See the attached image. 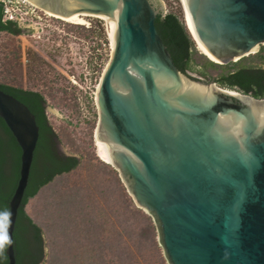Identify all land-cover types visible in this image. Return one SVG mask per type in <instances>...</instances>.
Returning a JSON list of instances; mask_svg holds the SVG:
<instances>
[{
  "label": "water",
  "instance_id": "water-1",
  "mask_svg": "<svg viewBox=\"0 0 264 264\" xmlns=\"http://www.w3.org/2000/svg\"><path fill=\"white\" fill-rule=\"evenodd\" d=\"M28 1L52 15L103 20L114 48L96 91L101 155L153 217L168 264H264V98L180 70L155 26L161 0ZM182 3L215 62L264 45V0ZM0 117L21 149L6 224L7 264H16L14 231L39 125L28 105L2 89Z\"/></svg>",
  "mask_w": 264,
  "mask_h": 264
},
{
  "label": "trees",
  "instance_id": "trees-1",
  "mask_svg": "<svg viewBox=\"0 0 264 264\" xmlns=\"http://www.w3.org/2000/svg\"><path fill=\"white\" fill-rule=\"evenodd\" d=\"M3 15L4 8L0 5V32L20 34L22 30L18 22H4ZM51 20L66 25L68 30H76L86 42H96L95 45L91 43L92 52L95 47L102 48L103 43L109 40L103 20L99 18H96L91 26L70 23L56 17ZM155 26L180 70L195 71L222 87L264 98V46L258 52L235 62L220 64L199 52L180 12L169 11L164 14L160 10L156 15ZM29 52L32 63L44 61L37 52L31 49ZM20 55L18 46L13 50L12 60L19 66ZM108 56L103 52L92 54L89 61L91 75L100 71ZM12 81L9 78L0 80V89L28 105L40 128L37 154L14 231L16 264H41L47 247H50L52 252L56 247L67 248L76 257V264H168L156 240L157 228L153 217L135 205L133 199L123 191L125 187L118 178V171L97 156V153L94 158L98 165L110 168L117 176L122 195L117 197L109 208L100 206L95 215L84 210V226H76V216L71 212L67 214L66 211L74 207L76 200L80 201L79 188L62 189L56 186L55 181L76 170L82 161L76 157H66L63 161L55 155L52 140L55 131L44 106V103H47L46 97L41 91L25 89L21 83L15 84ZM20 156L21 149L15 137L0 117V212H9V202L19 179ZM83 163L92 166L90 158H86ZM43 193L46 194L43 215L50 220L47 224L41 223L27 211L31 199ZM86 207L89 208V205ZM115 216L120 220L119 223L114 220ZM7 222L8 219L0 218V226L6 228ZM124 242L126 245H123ZM153 258L157 260L155 263L151 261ZM7 263L5 248L0 253V264Z\"/></svg>",
  "mask_w": 264,
  "mask_h": 264
},
{
  "label": "rangeland",
  "instance_id": "rangeland-1",
  "mask_svg": "<svg viewBox=\"0 0 264 264\" xmlns=\"http://www.w3.org/2000/svg\"><path fill=\"white\" fill-rule=\"evenodd\" d=\"M161 1L164 14L169 11L180 12L185 21V11L181 0ZM37 12L43 17L42 19H35L29 25L28 23L19 24L20 28L32 29L31 33L12 35L5 31L0 32V80L9 78L12 81L14 78L12 82L15 84L21 83L25 88L43 92L48 107L54 111L47 107L51 125L62 139L65 149L81 158V165L76 170L55 181L56 186L62 189L79 188L80 201L76 200L74 207L66 213L74 214L77 218L76 226L81 227L84 226V215H82L84 210L95 215L100 206L109 208V205L122 195L121 185L118 184L115 173L110 168L98 165L94 158L97 151L94 134L98 123L96 91L110 58L111 42L107 36L108 42L103 43L102 48L95 47L92 52L91 43L93 42H86L82 35H79L76 30H68L66 25L54 23V20L52 22L53 17L39 8ZM87 20L89 25L85 26H91L96 17H87ZM93 44L95 45L96 42ZM18 46L21 50L20 66L12 60L13 50ZM262 46L264 45H261L259 50ZM30 49L37 52L44 61L32 63ZM94 52H103L109 56L100 71L91 75L89 61ZM262 65L264 66V63ZM75 149L79 151L76 152ZM86 158L92 160V166L83 163ZM118 178L125 187L123 191L125 190L132 198L119 172ZM45 197L46 194L43 193L31 199L27 205V211L41 223L47 224L50 220L43 215ZM86 205H89V208ZM115 219L119 223L118 217L115 216ZM123 224L125 225L124 219ZM156 240L164 255L158 232ZM123 245L126 243L124 242ZM75 258L67 248L56 247L52 252L50 247H47L46 256L41 264H53V262L76 264ZM151 261L155 263L157 260L153 258Z\"/></svg>",
  "mask_w": 264,
  "mask_h": 264
},
{
  "label": "built area",
  "instance_id": "built-area-1",
  "mask_svg": "<svg viewBox=\"0 0 264 264\" xmlns=\"http://www.w3.org/2000/svg\"><path fill=\"white\" fill-rule=\"evenodd\" d=\"M3 21L12 20L20 23L31 24L35 19L43 17L37 12V7L26 0H3ZM50 16V15H49ZM89 25V24H88Z\"/></svg>",
  "mask_w": 264,
  "mask_h": 264
},
{
  "label": "bare ground",
  "instance_id": "bare-ground-1",
  "mask_svg": "<svg viewBox=\"0 0 264 264\" xmlns=\"http://www.w3.org/2000/svg\"><path fill=\"white\" fill-rule=\"evenodd\" d=\"M26 1H28V0H26ZM28 2H30V1H28ZM30 3H31V2H30ZM181 3H182V0H181ZM31 4H33V3H31ZM33 5L36 6L35 4H33ZM182 5H183V3H182ZM36 7H37V6H36ZM183 8H184V6H183ZM184 11H185V8H184ZM46 13H48V12L46 11ZM48 14L51 15V16H53V17L60 18V19H62V20H64V21L70 22V23L84 24V25H87V24L89 23V21L87 20L86 15H83V16H82L81 14H77L76 18L79 19V20H77V19H68V18H64V17H61V16H57V15H52V14H50V13H48ZM88 16H89V15H88ZM90 16H94V15H90ZM185 21H186V24H187V26H188L187 28H189L188 30H190V33L192 34V38L195 40L196 45L198 46L199 50H200L202 53H204L209 59L213 60V59L207 54V52H206V51L200 46V44H199L198 41L196 40L194 34L192 33V31H191V29H190V25H189L188 19H187L186 12H185ZM109 39H110V38H109ZM110 42H111V40H110ZM113 48H114V47H111V53H112V51H113ZM213 61H214V60H213ZM96 95H97V94H96ZM94 137H95V143H96V146H97V153H98L99 157H100L103 161H105L106 163H109V162H107L106 160H104L103 157H102V155H101V148H100V144H99V140H98L97 129L95 130ZM109 164L112 165L111 163H109Z\"/></svg>",
  "mask_w": 264,
  "mask_h": 264
},
{
  "label": "flooded vegetation",
  "instance_id": "flooded-vegetation-1",
  "mask_svg": "<svg viewBox=\"0 0 264 264\" xmlns=\"http://www.w3.org/2000/svg\"><path fill=\"white\" fill-rule=\"evenodd\" d=\"M226 88V87H224ZM26 89V88H25ZM226 89H229V88H226ZM231 90H234V89H231ZM235 91H238V90H235ZM239 92V91H238ZM44 106H45V109H46V113H47V103H44ZM50 125V123H48ZM54 129V128H53ZM55 131V130H54ZM53 137H52V140H53V144H54V153L55 155L62 159L63 161H65L66 157H76L78 158L79 160L81 159L78 155L76 154H73L69 151H67L63 145V142H62V139L59 137V135L57 134V132L55 131V133L53 132ZM39 139H40V128H39ZM39 139H38V142H39ZM38 142H37V147H36V150H35V155H34V159H35V156L37 154V149H38ZM34 162V161H33Z\"/></svg>",
  "mask_w": 264,
  "mask_h": 264
},
{
  "label": "clouds",
  "instance_id": "clouds-1",
  "mask_svg": "<svg viewBox=\"0 0 264 264\" xmlns=\"http://www.w3.org/2000/svg\"><path fill=\"white\" fill-rule=\"evenodd\" d=\"M11 213L10 212H0V218H5L10 220ZM12 243L11 237L8 234L5 227L0 226V253Z\"/></svg>",
  "mask_w": 264,
  "mask_h": 264
}]
</instances>
